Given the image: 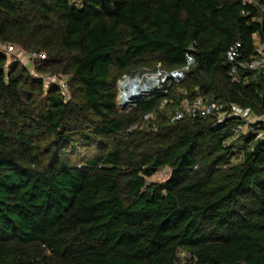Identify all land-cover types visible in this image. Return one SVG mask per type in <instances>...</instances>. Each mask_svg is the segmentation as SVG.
I'll return each instance as SVG.
<instances>
[{
  "label": "trees",
  "instance_id": "1",
  "mask_svg": "<svg viewBox=\"0 0 264 264\" xmlns=\"http://www.w3.org/2000/svg\"><path fill=\"white\" fill-rule=\"evenodd\" d=\"M254 35L264 0H0V45L69 95L0 51V264H264V123L159 114L199 94L264 116L263 77L234 84L225 58ZM186 53L179 84L117 110L123 75Z\"/></svg>",
  "mask_w": 264,
  "mask_h": 264
},
{
  "label": "built area",
  "instance_id": "2",
  "mask_svg": "<svg viewBox=\"0 0 264 264\" xmlns=\"http://www.w3.org/2000/svg\"><path fill=\"white\" fill-rule=\"evenodd\" d=\"M75 2V0H70ZM253 53L247 59L241 58V44L235 42L230 45L225 53L226 62L228 64V75L230 81L234 84H246L247 79L244 74L261 75L264 79V49L259 39L252 37ZM0 51L6 55L7 60L9 55L15 52L12 45H4L0 47ZM29 61L44 62L46 56L43 53H29L26 55ZM185 67L178 70L165 71L158 67L153 72H144L142 75L137 73L134 75H123L116 83V107L121 111L124 109H132L140 100H148L152 94L161 92L166 94L169 86L177 85L184 79V72L188 66L193 63L192 56L185 54ZM18 61V60H17ZM243 74V75H242ZM47 81L59 87L62 95L67 94V80L61 79L59 76L48 77ZM129 102L123 103L122 97ZM258 96L264 100V80L258 90ZM195 116L214 117L217 123H222L226 119L235 118L240 121L232 129L233 138L246 134L251 131L249 125L257 122L264 123L263 115H254L249 109H242L237 105L225 103L223 101H216L207 99L199 94L189 101L183 99L175 109L169 111L168 119L170 122H175L184 118H192ZM148 119V116L145 117ZM263 131L256 132L255 139L262 138ZM183 261L189 260L190 256L186 253L180 255ZM185 262H182L184 264ZM190 264H195L192 262Z\"/></svg>",
  "mask_w": 264,
  "mask_h": 264
},
{
  "label": "rangeland",
  "instance_id": "3",
  "mask_svg": "<svg viewBox=\"0 0 264 264\" xmlns=\"http://www.w3.org/2000/svg\"><path fill=\"white\" fill-rule=\"evenodd\" d=\"M78 6L80 5V2H78V3H76ZM15 48V52L13 53V54H11V55H9V59H8V63H10V62H12L14 59H16V60H18L19 61V63H20V65H23L24 67H26V69L28 70V72L30 73V75H32L33 77H42V79H43V81H44V83H45V87L47 88L50 84H52V83H50L49 81H47V78L48 77H50L49 75H38L37 73H35V67L38 65V64H36V62L35 61H29L28 60V58H27V56L26 55H28L27 53H22L20 50H19V48H17V47H14ZM18 51L22 54L21 56H19L18 55ZM160 65H156L155 66V68H153L152 70H150L149 68L148 69H146V68H144V69H141V70H139V71H137V72H135L134 74H138V75H142L144 72H153L155 69H157L158 67H159ZM133 74V75H134ZM59 76V75H58ZM61 79H65V80H67V76H65V75H60L59 76ZM178 93L180 94V95H183L182 94V91L181 90H178ZM68 93L67 94H65L64 95V97L66 98V99H68ZM116 100V99H115ZM173 109H175V105H172L171 104V100H169V102H167L166 100L165 101H163L161 104H160V107H159V114L161 115V116H163V117H165V118H167L168 119V113H169V111H171V110H173ZM117 110L119 111V112H127V111H129V110H127V109H124V110H122L121 111V109L120 108H118L117 107ZM154 118V116H151V119L150 120H152ZM263 121H264V117H263V119H262ZM232 139H234V138H232ZM233 162H235V161H233ZM165 176H166V173L165 172H160L156 177H155V180L156 181H162L164 178H165ZM151 181V179H146V182L147 183H149Z\"/></svg>",
  "mask_w": 264,
  "mask_h": 264
},
{
  "label": "crops",
  "instance_id": "4",
  "mask_svg": "<svg viewBox=\"0 0 264 264\" xmlns=\"http://www.w3.org/2000/svg\"><path fill=\"white\" fill-rule=\"evenodd\" d=\"M253 38L258 39V37L256 35H254ZM0 47H2V46L0 45ZM18 55L21 56L22 54L18 51Z\"/></svg>",
  "mask_w": 264,
  "mask_h": 264
},
{
  "label": "bare ground",
  "instance_id": "5",
  "mask_svg": "<svg viewBox=\"0 0 264 264\" xmlns=\"http://www.w3.org/2000/svg\"><path fill=\"white\" fill-rule=\"evenodd\" d=\"M122 102H123V103H127V102H129V101H127V100L125 99V97L123 96V97H122Z\"/></svg>",
  "mask_w": 264,
  "mask_h": 264
}]
</instances>
